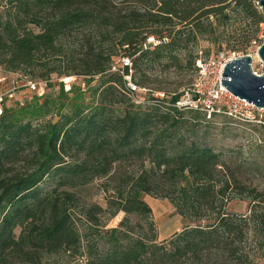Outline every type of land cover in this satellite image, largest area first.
I'll use <instances>...</instances> for the list:
<instances>
[{
  "label": "trees",
  "instance_id": "16d2710c",
  "mask_svg": "<svg viewBox=\"0 0 264 264\" xmlns=\"http://www.w3.org/2000/svg\"><path fill=\"white\" fill-rule=\"evenodd\" d=\"M256 1L5 0L0 66L45 79L48 87L51 75H75L79 81L71 82L68 91L60 81L55 93L3 105L0 264L11 258L40 264L39 254L61 252L83 257L85 264L190 258L200 264L206 254L212 264H264V194L243 184L222 152L187 139L199 116L209 120L199 111L176 108L181 92L168 96L159 87L148 88L146 98L135 102L122 75L111 70L112 55L127 56L133 81L145 87L155 64L162 71L195 69L200 40L245 53L253 41L262 42L257 35L264 21ZM237 15L250 27L235 41L228 21ZM149 37L157 42L148 43ZM155 91L163 97H155ZM115 92L122 97L114 113ZM251 126L264 130V125ZM132 156L148 165L109 198L112 216L122 211L123 218L104 228L96 216L101 208L85 209L87 227L96 233L87 239L92 231L78 224L74 190L110 176L115 162ZM20 162L23 167L15 169ZM156 192L195 224L156 241L148 221L151 208L142 198ZM235 197L249 199L245 212L228 210ZM130 214L148 221L149 237L132 232Z\"/></svg>",
  "mask_w": 264,
  "mask_h": 264
},
{
  "label": "rangeland",
  "instance_id": "374dc122",
  "mask_svg": "<svg viewBox=\"0 0 264 264\" xmlns=\"http://www.w3.org/2000/svg\"><path fill=\"white\" fill-rule=\"evenodd\" d=\"M4 3L5 0H0V11L3 10L2 6ZM228 22L230 23V27L235 29L234 32L230 34V39L235 41L241 40L242 33L250 27V22L244 19L242 15L234 16ZM263 26L264 25L261 24V28L257 35L259 39H263L264 37ZM149 38L147 39L148 43L152 44L156 42L154 41L156 39L152 40V37ZM258 46L259 43L253 41L245 53L250 54L252 57V70L261 73L264 70V64L256 54ZM196 49L198 50V56L207 60L209 57H212L213 60L217 59L220 53H223L224 57L232 55L228 50H218L216 46H213L207 40H200ZM122 53L123 52L120 54ZM245 53L239 52L237 54L241 55ZM120 57L117 54L112 55L114 61H118ZM211 65L212 64L208 67H211ZM14 73L15 72L5 70L2 65L0 66V77L2 76L5 78L0 83V92L7 89L13 79L19 77ZM17 73L21 77L23 76V72ZM148 75L145 87L152 89L159 87L167 92V95L169 96L174 92L184 93L185 89L196 79L197 72L194 69V66L191 69L186 67L183 69L170 68L162 71V68L155 64L152 69L148 71ZM24 77L31 80L39 79H34L28 73ZM66 77L71 79L70 83L79 81V78L75 75H51V86L47 87V91L55 93L58 90L62 78ZM135 79L138 80V76H135ZM24 92H26L24 89L19 90L16 93V97H22ZM145 96H147L146 92L136 93V97L139 101H143V99L146 98ZM121 97L122 96L119 92H115V95L113 96L114 101L110 106L114 113L117 111V107L120 104L118 100L121 99ZM155 97L162 98L163 96L159 93L155 95ZM127 99L128 97L125 98V100ZM146 100L150 101L148 98ZM14 102L15 100H11L5 101L4 103L6 105H13ZM128 102L131 101H126V103ZM199 121L200 122L194 133L186 132L187 139H195L202 145H208L214 150L222 152L226 159L225 161L235 171L240 178V181L246 186L256 187L264 194V130L248 126L247 124H244V122L239 123L237 120L231 119L222 114L215 115L207 122L202 120V117L199 116ZM23 165L24 162H20L14 168H22ZM147 165L148 163L146 161H143L136 156L123 158L113 164L110 176L95 178L88 184L74 190L77 195V207L75 208V213L77 214L78 224L80 227L92 231V234H87V239L93 238L96 233L94 230L87 227V222L85 221L82 212L85 209L98 206L101 210L96 212V216L99 222L104 225V228L117 226L119 221L123 218L124 213L118 211L112 216L113 208L109 207V198H111V195H113L114 192H117L118 189L122 187L125 189V182L135 177L140 172L141 168L146 167ZM142 198L151 208V214L148 221H151L153 224L156 241H161L170 237L174 232L180 231L185 225L195 224L193 220L183 218L178 214L172 203L167 198L160 196L157 192L143 193ZM248 201L249 199L235 197L229 201L228 210L243 213L246 211ZM148 221L143 220L135 214L128 215L130 229L135 234L143 232L146 237H149L151 231L149 229ZM86 241L87 240L85 239L84 243H86ZM203 257L202 263L200 264H212V256L206 254L203 255ZM85 260L86 259L83 257L81 259L67 257V254L64 252H61L59 255L41 253L39 254L38 259L40 264H84ZM10 261L9 264H23L17 259L14 260V258H11ZM191 262L193 263V260L190 258L188 260L176 262L165 260V262H161V264H190Z\"/></svg>",
  "mask_w": 264,
  "mask_h": 264
},
{
  "label": "built area",
  "instance_id": "2783aa9c",
  "mask_svg": "<svg viewBox=\"0 0 264 264\" xmlns=\"http://www.w3.org/2000/svg\"><path fill=\"white\" fill-rule=\"evenodd\" d=\"M238 56L237 53H232V55L224 57L223 53H220L218 58L214 60L212 57H209L208 60L201 57L196 58L194 63L197 72L196 79L185 89V94L181 93L178 100L175 101L174 106L178 109L186 107L199 111L205 120H210L215 115L222 114L237 120L239 123L244 122L248 126L264 125V107H258L233 95L225 86L220 84L223 65L229 59ZM210 64H212L211 67H208ZM111 70L117 71L122 75L126 90L135 102H139L136 93L149 91L148 88L141 87L133 81V69L129 57L121 56L118 61H113ZM14 74L19 77L13 79L10 86L0 92V113L5 101L15 100V102L22 103L25 97L30 98L32 95L41 96L48 90L47 80L45 79L31 80L24 76L21 77L17 72ZM4 79L1 76L0 83ZM70 80L67 77L62 78L65 91L70 89ZM21 89H24L26 92H24L22 97L17 98L16 93ZM159 93L163 96V92L159 91H155L153 94L155 96Z\"/></svg>",
  "mask_w": 264,
  "mask_h": 264
},
{
  "label": "water",
  "instance_id": "95a60500",
  "mask_svg": "<svg viewBox=\"0 0 264 264\" xmlns=\"http://www.w3.org/2000/svg\"><path fill=\"white\" fill-rule=\"evenodd\" d=\"M264 21V0L256 1ZM256 54L264 64V37L256 49ZM250 54H241L225 62L221 70L220 84L233 95L258 107H264V70L257 74L251 67Z\"/></svg>",
  "mask_w": 264,
  "mask_h": 264
}]
</instances>
